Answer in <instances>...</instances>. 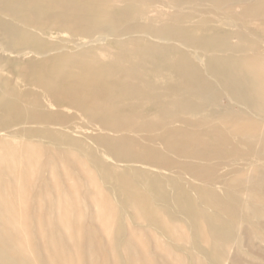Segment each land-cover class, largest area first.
Masks as SVG:
<instances>
[{
    "label": "bare ground",
    "instance_id": "6f19581e",
    "mask_svg": "<svg viewBox=\"0 0 264 264\" xmlns=\"http://www.w3.org/2000/svg\"><path fill=\"white\" fill-rule=\"evenodd\" d=\"M0 65V264L264 233V0H0Z\"/></svg>",
    "mask_w": 264,
    "mask_h": 264
},
{
    "label": "rangeland",
    "instance_id": "374dc122",
    "mask_svg": "<svg viewBox=\"0 0 264 264\" xmlns=\"http://www.w3.org/2000/svg\"><path fill=\"white\" fill-rule=\"evenodd\" d=\"M4 70L7 73L13 74V75L9 74L12 82H14V83L18 82L19 78L13 72H11L10 69H3V67L1 65H0V76L3 74ZM131 164L136 165L138 163L129 162L128 164H126L123 162V163H120V166H119V162H118L117 167H121L122 165L131 166ZM237 194H238V196L240 195L239 196L240 198H244L242 200H249L250 199L249 197L247 199L245 197H243V195H247V194H244V193H237ZM254 198L260 199L259 196H255ZM259 203L256 204L257 205L256 207H258V208L260 207V205H261V207L264 205V200L262 199V201H259ZM247 210L249 211L250 209H247ZM215 211L221 212V210H218V209ZM250 213L252 214V213H254V211L250 210ZM257 217H258V221H260L264 224V218H263L264 216L262 215V216H257ZM136 224L140 225V226H146V225L148 226V224L143 220L138 221ZM195 227L191 228L192 230H190V232L194 233V234L191 233L192 235L188 233L189 231H186V230L184 231L185 232V234H184L185 238L183 237V239L180 240L181 242L179 241L180 245L178 244V242H174V244L176 243L175 244L176 246L178 244L177 247H179V248H181L183 246L182 247L183 249L186 248V250H189V251L195 250L196 255L200 254L198 257V256L193 255L195 253L193 251L191 253H189L190 255H193V258L191 257L192 259L191 260L189 259V262H190L189 263L187 261L186 254L183 251H179L178 249L176 250V248H174L175 252H177L178 254H180L184 257V261H183L184 264H191V263L192 264H196V263L200 264V262H203V264H264V236H263L264 233H261V232L259 234L253 233L254 235L251 237V236H249L250 234L248 233V232L251 233V231L247 230L249 228L241 227L242 229L239 228L238 232L236 234V236L239 237L238 241L230 243L229 245L222 243L221 244L222 247H221V245H219L220 243H218V242L212 243L209 236H207L209 238V240H208V238H206V235H205L204 239L199 240L202 236L204 237V235L202 233H200V231L202 230V227H200V226L199 227L195 226ZM198 228H201V230ZM244 231H248V232H246L244 234ZM196 234H198V235H196ZM199 234H202V236L200 237ZM187 235H189V236L191 235V237H193V238L188 236L189 239H187L188 238ZM195 235L197 237H195ZM258 235H260V236H258ZM261 235L263 236V238ZM249 237H250V239H249ZM188 240H189L190 244L187 242ZM156 241L158 242V239ZM193 242H196V243L193 244ZM204 243H208L209 245L207 246ZM181 244H182V246H181ZM226 245H227V247H224ZM198 247L199 248H205L206 249L205 253H204L203 249L201 251L198 249ZM251 247H253V248L251 249ZM249 250H253V251H251V253H248V252H250ZM252 252H254V253L252 254ZM201 255H203V256L201 257ZM174 256H172V257L174 258ZM177 258L178 257H176V260H177ZM203 258H205L204 261H202ZM173 263L176 264V262L174 260H173Z\"/></svg>",
    "mask_w": 264,
    "mask_h": 264
}]
</instances>
